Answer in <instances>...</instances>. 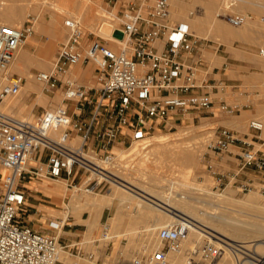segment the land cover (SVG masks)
I'll use <instances>...</instances> for the list:
<instances>
[{
	"label": "built area",
	"instance_id": "2783aa9c",
	"mask_svg": "<svg viewBox=\"0 0 264 264\" xmlns=\"http://www.w3.org/2000/svg\"><path fill=\"white\" fill-rule=\"evenodd\" d=\"M123 8L120 29L125 43L120 48L97 35L90 38L94 32L87 33L79 18L66 20L67 40L51 68L36 73L45 89L62 90V105L31 119L18 118L0 107V170L6 171L0 182V264H60L67 249L59 235L19 219L31 180L66 182L68 188L87 193L110 189L120 182L118 172L127 165L123 154L114 150L117 144L142 140L178 115L214 108L207 75L188 60L204 38L188 22H172L170 0H130ZM225 16L237 27L247 21L242 13ZM37 20L29 14L22 26L0 24V69L9 68L34 34ZM113 32L112 38L118 40ZM90 61L98 66V87H87L71 77V68ZM25 81L19 74H10L0 90V104L20 94ZM217 105L220 111L238 110L237 104L225 101ZM249 129L251 136L219 127L207 145L217 154L230 152L232 146L240 148L238 168L231 172L240 191L255 187L253 180L238 181L249 168L259 171L264 183V149L256 148L254 141L260 138L264 122L252 119ZM228 177L220 174L219 182ZM188 228L186 218L162 227L159 238L164 246L154 251L144 248L125 264H173L170 254L183 249ZM227 249L264 264V255H253L242 243L234 246L211 234L186 253L183 264H216Z\"/></svg>",
	"mask_w": 264,
	"mask_h": 264
},
{
	"label": "rangeland",
	"instance_id": "374dc122",
	"mask_svg": "<svg viewBox=\"0 0 264 264\" xmlns=\"http://www.w3.org/2000/svg\"><path fill=\"white\" fill-rule=\"evenodd\" d=\"M49 1H51V2H49ZM129 1L130 0H39V3L37 4V6H39V9L32 10L31 8H28V9L24 10L22 13V16H21L22 19L20 18V20L17 21L13 25L22 26L24 24V22L27 20L28 15L32 14V15H35L38 19L36 24H35V32L40 30L39 27H40V23L42 21V18L45 17L44 19L46 21H49L51 19V14H55L57 16L62 17V23H61V25L59 24V28L62 29V35L59 39V43L56 44V46L53 48V52L50 53L51 57H50V63L48 65V68L44 69V68L38 67L39 68L38 71H33V73H34L33 79L36 80V73L37 72L47 71L51 68L52 63L56 58V55L60 49L61 44L64 43L68 38L69 29L66 25V20L68 18H74V17L79 18L83 22V24L87 30V33L94 32L93 34H91L89 36L90 38L97 35L100 38L106 39L110 46H112V47L114 46L113 48H120L121 44L115 45L112 41L110 42L107 37H104L103 35L98 33V31L96 29L97 28V26H96L97 18L95 21H92V23L87 24L86 21L84 20V14L86 13V10H89L91 8L92 13L94 12L96 15L101 14L100 16H105V17H109V18H115L116 17V19L118 20L116 22L118 23L119 26H121V24H122L121 15H122V12L124 9L123 6H124V4H128ZM173 1L175 2V0H173ZM186 1L188 2L189 8L187 7V9H188V12L190 14H191V12H194L193 15L195 16L196 14L202 15L205 13V8H204L205 4L201 0H198V1L197 0H186ZM24 2H25L24 0H18L17 1L18 4H20V3L22 4ZM220 2H221L220 3V7H221L223 2H222V0ZM170 3H172V0H170ZM259 3H261V5H263L262 0L259 1ZM56 5H57V7H56ZM172 6H173V3L171 4V9L172 8L174 9V7H172ZM190 7H192V9ZM223 8H224V6H223ZM261 8H264V7L263 6L260 7V10L262 11ZM101 11H104V12H101ZM240 11L241 10H238V9L233 10L232 8H230L226 12L227 13H242ZM250 11H252L251 8L248 9L247 12H243L242 14L243 15H244V13L249 14ZM173 12H174V10H172V16H171V20L173 23H176L179 21L188 22V20L186 21V19H189V18H186L184 20L180 19V18L178 19V18H176V16H174ZM188 12H187V17H189V15H190ZM216 12H218L217 14H221L222 11H219V8H218L216 10ZM247 14L245 16H247ZM260 15H262V13L259 14L258 17H260ZM248 16H247V19H248ZM219 17H221V18L223 17L226 19V16L222 15V14ZM246 22L248 23L249 20ZM247 23H246V26H247ZM0 24L8 25L9 23H5V21H3V19L0 18ZM13 25H8V26H13ZM243 26L246 27L245 24ZM57 28H58V26H57ZM191 29L196 35H198L202 38H209L210 39V38L214 37L213 34H210L207 32L206 33H199L197 31H195V29L192 25H191ZM32 36H29L26 39V42H25V45L23 46V48L26 47V44L30 41ZM214 38L217 41H221L218 37H214ZM263 48H264V46H263ZM261 50H262V48H260V50L257 52V54H259L261 52ZM43 52H41V53L32 52L34 55H32V54L31 55L34 57L36 56L38 58L44 59L43 57L46 56V53H43ZM71 70H72L71 77L76 79L80 84H83L87 87H95V86L98 87L99 86L98 77H97L98 66L94 62L90 61V62H85V63L79 64V65L71 68ZM11 73H12V71H11ZM14 73L23 76L26 80L24 87L21 90V91H23V92H21V94H22L21 96L23 98V107H28V109L33 107L32 108L33 114L28 113V111H26L24 113V115H17L16 113L11 112V111H6V112L11 113L18 118H29V119H31V118H35L38 115H40L45 109L55 108V107L63 104V96L64 95H63L62 90H57L55 92L49 91V90L45 89V86L42 82L36 81L37 84L41 85L40 89L42 88L41 90L43 91L44 96L47 97V99H48L47 104H43L42 102L38 101V96H40V93L38 91H33L30 94H27L26 92H24V89L26 90V86H27L28 81H29L28 75L21 74L19 72H14ZM6 83H7V81L0 84V90L2 89V87L4 85H6ZM217 97H219V98L225 97V98H227L228 103L233 104V105L237 104L238 110L233 112V113L229 112V111H220L218 105H217V107L212 108V109H206V108L195 109L191 113L176 116L175 119L173 118L174 119L173 121L165 122V125L161 126L160 128H157L155 130L154 129L151 130V132L146 136V138L147 137L149 138V136H151L153 134H162V135H166L164 137H166V139L168 140V143H166V145L163 147L152 145L146 149V150L150 151V149L152 148L150 153H148L149 156H148V154H147V158L145 156L146 159L150 158V159H148V161L149 160L151 161V163H150V161L147 163L148 164L147 166L149 167V169H147V166H145V165L142 166V168H144L143 171L146 173H144L142 171V169L140 167H138V166H140L139 160L141 158L139 159L138 154L135 155L133 153L132 147H133V143L135 141L128 140V141H126V144H124V145L117 144V147L114 148V150L116 152H118L119 154L122 153L123 154L122 158H125L127 160V163L129 164V165L127 164L128 166L126 165L125 171L129 170L128 172H130L131 171L130 166H132V165H133L132 167L135 166V168L138 169L136 171V175L138 178L137 179L138 185H139V183H141L142 179H144L145 181H148L150 178H159L161 176L162 179H160V180L164 181L165 183H168L169 179L172 181H175L177 188L181 189L180 191L182 192L183 191L182 189H184V187L178 185L177 181H180V180L186 181L187 180V182H189L190 185L192 184L191 185V187H192L191 189L193 192L192 195L195 196L197 199L201 200V203L195 204L196 205V211L199 209V212H203V208L206 209V205H204L203 203H205L204 202L205 200L207 202L205 190H202L200 188L202 186H203V189L205 187L209 186L208 189L212 193L217 194V195H220V194L226 192L229 188H232V189L236 190V197L239 199L243 198L248 193L256 192L264 200V191L262 190V187H264V185H263L264 183L261 180L255 181V184H254L255 187L251 188V190L240 191L241 188H239V185H238V183H236V180L231 178V172H233L234 170H237L236 168L238 167V164H239V160L237 158V153H240V151H241L240 148H238L237 146H232L230 148V152L223 153V154H217V153L213 152L207 146L208 145V139L213 138L216 130H218V128L222 127V126L229 127L232 129H236L242 135H245L247 133L251 136V131L249 129L250 121L252 119L263 120L264 119V113L263 114L250 115V116L246 117L243 120L244 123L241 126H239L240 122H239V124H234V123H237L236 121L240 118V117L238 118V116H239L238 112H240L239 111L240 109L243 110L242 109V102L238 101V100L230 99V96H217ZM252 98L258 100L259 98H264V96H253ZM210 99H214V97L212 96ZM86 116H87V114H86ZM234 117H236L238 119L235 118L233 120V122L235 121L234 123H232V121H231V123L233 125L231 123L226 122L227 120L233 119ZM193 143H195L198 146V150H199L198 154L200 156V159L195 164L183 163L184 160L181 158L179 152L181 151V149L184 145L193 144ZM259 147L260 146L258 144H256V148H259ZM132 153L134 154L133 157L130 156ZM177 153L179 154V156H175ZM150 154H152V156ZM157 155H158V157H160L162 159L161 162L159 161L160 158L159 159L156 158ZM151 158H152V160H151ZM232 162H234L235 164H232ZM184 164H185V166H184ZM5 172L6 171H4V170H0V182H1V177L3 176V174ZM222 173L228 175L229 177L227 180H225L221 183V182H219V176ZM229 179H231V180H229ZM34 183L36 185L33 188H31L29 186V183L26 184V186L28 187V188H25L26 192L32 194V197H30V198L31 199L35 198V199H33L34 202L42 201L43 203L49 204L50 206H54L55 208H53V209H55L56 211L53 212L50 209H47L46 207L41 206V209L43 211L41 212V214L37 215L36 211L31 210V207L28 203L29 201H27V204L24 205L21 208V210L19 211V214H18L19 219L24 221V222H26L25 220H27V219L34 220L38 224L36 226V229L37 228L38 229H40V228L45 229L46 231H44V232H49L50 234L59 235L61 239H62V235L64 233L60 232L58 230V226H57L58 223L57 222H56V226L53 225L52 218H53V216H55V218H59L58 221L64 219L65 216H67V214H68L67 205L61 200V197H59V196H56V197L44 196L42 193L41 187L46 186V185H50L51 187H54L56 185H60V186L62 185L61 191H64V193L66 192V195L64 197V201L69 202L72 199V197L74 195H77V194L82 198H84V197L87 198L88 195L89 196H95V195L96 196H105L115 186V185H112L110 189H104L98 193H87L83 190L76 191V189L68 188L66 182H55V181L38 182V181H34ZM197 185H198V187H197ZM34 194L36 197H33ZM215 199H217V198H214L213 200H215ZM207 203L211 204V201H208ZM223 204H226V202ZM228 205L231 206L230 204H228ZM236 208L238 209V207L235 206L234 209H232V210H237ZM115 209H116V207L112 206L110 209H108L106 211L104 218L103 219L101 218V224L98 226V234L96 236H87V235H86V237L84 236L83 241L85 243L84 244L85 248H87L88 250L90 249L91 251H94L96 254L100 253V251H106L108 253H111V256L109 257V261L107 264H118V263L119 264H123V263L125 264V263H128L129 261H131L133 259V257H135L139 252L143 251L144 248L145 249L147 248L148 251H154L157 248H162L164 246L163 242L159 238V232H158L157 237H156V235H152V234H150L151 236H149V235L147 236L146 234H145L146 236L144 234H143V236H141V234H139L136 236L137 237L136 239L132 238L130 236L128 237L127 235H122V234H124V231H127V228L130 226L128 216L126 217V222L123 224V227L121 229H118V230L111 229L108 226L109 225L108 219L110 218L111 215H113ZM256 214L264 215V214L256 212L255 210H249L248 212L244 213V215L246 217H248V216L254 217V216H256ZM87 215H88V213L85 212L83 214V217H86ZM47 217H49V218H47ZM75 218L77 219V222H81L76 215L71 213L67 217V221L65 222V226H66L65 228L66 229L69 228V225H71L74 222ZM175 220H177V219L172 217L170 219V221L168 222V224L175 221ZM166 225L161 226L157 231H160V229ZM63 229H64V226H63ZM120 230H121V233H120ZM143 233H146V232H143ZM105 234H106V237L104 236ZM202 236H203V234L199 233L198 234V240L199 239L200 240L199 241H193V243H190V245L185 243L186 242V239H185V241H184L185 250H184V255L182 257V262L184 261V259L186 257V253L188 251L192 250L194 247H196V245L199 246L200 244H202V242L206 238L205 236H203V237ZM141 237H143V238H141ZM206 240H207V238H206ZM124 241H127L128 243L124 245V243H123ZM195 242H196V244H195ZM189 248H190V250H189ZM262 248L264 249V246ZM66 250L61 255V260L64 261L66 259L64 261L65 263L67 262L66 264H75L76 261L80 262V263L83 262L81 259H78V257L72 255V252H71L72 250H68V249H66ZM124 250H125V253H124ZM127 253H129V255ZM172 253L174 254L175 252H171L170 256L171 255L173 256ZM65 254H67V256ZM237 255L238 256L240 255V257H241L240 259L243 258L242 254H237ZM232 256H235V255L232 254ZM234 260H235V258H234Z\"/></svg>",
	"mask_w": 264,
	"mask_h": 264
},
{
	"label": "bare ground",
	"instance_id": "6f19581e",
	"mask_svg": "<svg viewBox=\"0 0 264 264\" xmlns=\"http://www.w3.org/2000/svg\"><path fill=\"white\" fill-rule=\"evenodd\" d=\"M17 1L18 0H1L0 1V18L3 19V21H5V23H9L8 25H13L17 21H19L24 10H26L28 8H31L32 10L39 9V6H37V4L39 3V0H24L25 2L22 4L21 3L18 4ZM184 1L182 0L181 2H183V3H181L179 0H175V2L172 0V3H173L172 7H174V9L173 8L171 9V14H172V10H174V12H173L174 16H176V18H178V19L180 18L183 20L186 18H189V17H187L188 4L185 3ZM220 1L221 0H210V1H208L209 6L208 7L206 6V7L209 9V12H208V9H207V12H208L209 16L211 15L212 16L211 18L214 19L209 24H211V26H212V28H214V30L216 29V30L220 31L219 32L220 34L222 32V33H226L227 35H236L237 32H240V34L242 33L241 35L245 36L246 35V28H247L246 23L247 22H245L246 27H244L243 25L238 26V27L233 26L231 23H228V21L224 22V20L222 23H220L219 18H221V17H219V16L221 14L222 15L227 14L226 11L230 8H232L233 10H235V9L241 10L240 12H242V13L247 12V10L250 8L256 9L257 12H259V11H261L260 7L264 6V5H261V3L259 4V2L257 1V2H255V4L257 6L254 8V6H253L254 1L252 2V0H222L223 3H222V6L220 7V3H221ZM49 2H51V1H49ZM203 3H206L205 0ZM223 6H224V8H223ZM56 7H57V5H56ZM190 8L192 9V7H190ZM218 8H219V11H222L221 14H217L218 12H216V10ZM101 12H104V11H101ZM246 14L244 13V15H246ZM100 15H98V14L96 15L94 12L92 13V10L90 8L89 10H86V13L84 14V20L86 21L87 24H90V23H92V21H95L97 18V22H96L97 28L96 29H97L98 33H100L104 37H107L109 39V41L110 42L112 41L115 45L121 44V46H122V44L125 43L124 39L116 40V39L112 38V32L114 31V29L120 27L118 25V23L116 22V21H118L116 19V17L115 18H109V17H105V16H100ZM248 15L249 14H247V16ZM51 17H53L54 19L57 20L58 25L59 24L61 25V23H62V17L61 16L51 14ZM44 18H42V21L44 20ZM208 18H207V20H208ZM200 19H197V20L200 21ZM192 20L195 21L194 18ZM186 21H187V19H186ZM201 21H202V19H201ZM247 21H248V19H247ZM189 23L191 24V21ZM203 23H204V21H203ZM248 23H247V25H248ZM193 24H194V22H193ZM198 24H201V23L199 22ZM204 24H206V23H204ZM207 24H208V21H207ZM4 25H6V24H4ZM14 26H16V25H13V27ZM201 26L197 25L196 27L199 28ZM202 28L203 27H201L200 29H202ZM59 30H61V32H62V29L59 28ZM250 39H252V38H250ZM22 48L23 47H21V49ZM262 48H263V46H262ZM21 49L16 54L15 59L12 61V63L10 64V66L7 70L0 69V84L7 81L8 76L14 72L26 74L29 77V81H28V84L26 86V90L24 89V92H26L27 94H30L33 91H38L40 93V96H38V101L42 102L43 104H47L48 99H47V97L44 96V93L41 90L42 88L40 89L41 85L36 83V81H39V80L37 78H36V80L33 79L34 73H33L32 67L37 66V67L47 69L48 65L50 63L49 55H50V52H52L51 51L52 48L47 50L46 52H43V53H46V56L43 57L44 59L38 58L36 56L35 57L32 56L27 51V49L25 50V48H23L22 50ZM263 50H264V48H263ZM255 56L258 58L256 60H260L261 62L264 61V52L261 51L259 54H255ZM248 57H250V56H248ZM11 71H12V73H11ZM21 92H23V91H21ZM21 95L22 94L20 93L16 96H10V97L5 98L1 102L0 106L2 107V109L5 112L11 111V112L16 113L17 115H24V113L26 111H28V113H30V114H33V112H32L33 107H31L29 109H28V107H23V98ZM238 118H236V119H238ZM244 119H245V117H240L236 121L237 123H234L235 121L233 122V120H232V123L239 124V122H240L239 126H241L244 123V121H243ZM164 136H166V135L153 134V135L149 136V138L147 137L148 139L144 138L142 140H136L133 143L132 150H133V153L135 155L138 154L139 159L141 158L139 160L140 166H138V167H140L142 169V171L144 169V168H142V166H144V165L147 166L148 165L147 163L150 161V160L148 161V159H150V158H148V159H146V158H147V154L150 153V151L152 150V148L150 149V151L146 150V149L152 145L162 146V147L165 146L166 143H168V140ZM198 151H199L198 146L195 143H193V144L184 145L182 147L181 151L179 152V154H180L181 158L184 160L183 163L195 164L200 159ZM133 153L130 156L133 157L134 156ZM179 154L177 153L175 156H179ZM150 155L152 156V154H150ZM145 156H146V158H145ZM148 156H149V154H148ZM156 158L159 159L160 157H158V155H157ZM151 160H152V158H151ZM161 160L162 159L160 158L159 161L161 162ZM150 163H151V161H150ZM132 166H130L131 167L130 172H128L129 170L125 171L126 169L125 170L122 169L121 171L118 172V175L121 178L120 182L115 183L114 184L115 186L107 195H105V196H96V195L95 196H89L88 195L86 198V201H84L85 197L83 200V198L77 194V195H74L68 203H66L67 208L73 209L75 213H82L85 209V206L89 207L91 210V215H90V219H89L88 223H90V226L93 227L96 222L97 223L99 222V218H100L101 212L104 209V207L113 206V204L116 203V212L108 220V224H109L108 226L114 230L121 229L123 227V224L126 222V217L128 216L130 226L127 228V231H124V234H122V235H127L128 237L130 236V237L135 238V239L137 238L136 236L139 234H141V236H143V234L144 235L146 234L147 236L148 235L151 236L150 234H152V235H156V237H157L158 232H159L157 230L163 225H166V224L170 225L172 222L169 224H168V222L170 221V219L172 217L176 218L177 220L182 219V218H186L188 220V227L189 228H188V233L185 237V239H186L185 243L188 245H190V243H193V241H199L200 240V239L198 240V234L199 233L203 234V236H205L206 238L210 237V234H211V235L217 236L219 238L221 237L224 240H227L230 244H232L234 246H238L240 243H242L246 248L253 250V252H252L253 255H257V254L264 255V249L262 248L264 246V215L256 214V216H254V217L253 216L246 217L244 215V213L248 212L249 210H255L258 213L264 214V200L258 195V193H256V192L248 193L243 198L239 199L236 197V190H234L232 188H229L226 192H224L220 195H217V194L212 193L208 189L209 186L205 187L204 189L202 186L200 188L202 190H205L207 202L211 201V204L207 203L205 200L204 201L205 203H203V204L206 205V209L203 208V212H199V209L196 211V205L195 204L201 203V200L197 199L195 196L192 195L193 194L192 189H191L192 184L190 185V183L187 182V180L186 181H184V180L183 181H181V180L177 181L178 185L184 187V189H182L183 190L182 192L180 191L181 189L177 188L175 181H172L169 179V182L165 183L164 181L160 180V179H162L161 176L159 178H150L148 181H145L144 179H142L141 183H139V185H138L137 184L138 178L136 175V171L138 169H136L135 166L134 167H132ZM184 166H185V164H184ZM147 169H149L148 166H147ZM144 173H146V172H144ZM197 187H198V185H197ZM61 190H62V185L61 186L56 185L54 187H51L50 185L46 186V192L49 195H53V196L62 195L64 197L66 195V192L64 193V191H61ZM59 197H61V196H59ZM214 198H217V199L213 200ZM61 200H63V199H61ZM225 202H226V204H223ZM228 204H230L231 206H229ZM235 206H237L238 209L236 208L237 210H232V209H234ZM70 213H73V212H70ZM66 217L63 219V222H65ZM143 232H146V233H143ZM120 233H121V230H120ZM141 238H143V237H141ZM203 242H205V240ZM195 244H196V242H195ZM197 247H199V246L196 245V247H194L192 250L196 249ZM184 250H185V246L183 245V249L181 251H179L177 253L175 252L174 254L172 253L173 256L171 255V260L174 264H183V262L185 261V259H184V261L182 262ZM189 250H190V248H189ZM124 253H125V250H124ZM127 254L129 255V253H127ZM232 254H234L235 256H232ZM65 255L67 256V254H65ZM234 258H235V260H234ZM240 258H241L240 255L238 256L237 254L232 252L231 249H227L224 252V254L222 255V257L219 258V260L217 261L216 264H255L254 260L250 259L249 257H245L246 259H243V258L240 259Z\"/></svg>",
	"mask_w": 264,
	"mask_h": 264
},
{
	"label": "crops",
	"instance_id": "0c3cea01",
	"mask_svg": "<svg viewBox=\"0 0 264 264\" xmlns=\"http://www.w3.org/2000/svg\"><path fill=\"white\" fill-rule=\"evenodd\" d=\"M179 1L181 2L182 0ZM208 1L210 0H205L206 3H204L205 4L204 14L202 15L196 14L195 17L193 13L192 15H189V19L187 20L188 23L191 21V24L189 23V25L190 27L192 25L195 31L199 33L210 32V34H213L214 37L217 36L221 41L215 40L214 37L210 39L204 38V41L202 42L201 46L195 51V53L192 56L188 57V60L197 63L202 73L207 75L209 83L212 85V88H210L209 91H210V96L214 97L213 99L214 108L217 107V104H219L220 102H224V101L228 102L227 98L225 97L219 98L217 96H230V99H234L242 102L243 110L241 109L239 110L240 112H238L239 115L238 117L246 118L250 115L263 114L264 98H259L258 100H256L253 99L252 97L264 96V63H263L264 61L261 62L260 60H256L258 58L255 56V54H257L260 48H262L261 46H264V14H263L264 8H261L262 9L261 12L260 11L257 12L256 9H252V11H250L251 13L249 12V16H252V18H250V20L248 19L250 22L248 23L246 28V35H245L246 37L244 35H241L242 33L240 34V32H237L238 35L237 34L227 35L226 33H222V32L220 34L219 33L220 31L216 29L214 30L211 24H209L214 19L211 18L212 16L211 15L209 16L208 14L209 12V9L207 8L209 6ZM257 1L259 2L261 0H252V2L254 3L253 5L254 8L257 6L255 4V2ZM184 2L188 4L186 0ZM202 2H204V0ZM262 4L264 5V0H262ZM261 13L262 15L258 17L259 14ZM193 18L195 19V21L192 20ZM196 18L197 19L201 18L202 21L201 19L199 21ZM219 19H220L219 20L220 23H222L223 20L224 22L227 21L223 17ZM203 21L206 24H204ZM199 22L201 24H198ZM197 25L200 26L202 25L201 27H203L202 28L203 30L200 29L201 27L199 28L196 27ZM39 29H40L39 31L34 32L32 38L26 44L25 47V50L27 49V51L32 55H34L32 52L35 53L36 52L41 53L43 51L46 52L51 48H52L51 51L53 52V48L56 46V44L59 43V39L62 35L61 30H59V25L57 23V20L52 17L49 21H46L45 19L41 21ZM50 57L51 56L49 55V58ZM38 69L39 68L37 66L32 67L33 71H38ZM235 118L236 117H234L233 119H229L226 122L231 123V121L234 120ZM252 133L255 132L253 131ZM259 137H260L259 139L254 138L255 144L262 146V148L264 149V130L260 133ZM232 164L235 163L232 162ZM238 178H239L238 181H243L248 179L257 181V180H262V175L259 171L249 168L247 170H244ZM34 181L35 180H31L29 182V186L31 188H33L36 185ZM46 186L41 187L43 195L47 197H56L53 195H49L46 192ZM27 196L31 210L36 211L37 215L41 214V212L43 211L41 209V206H44L53 212L56 211L55 209H53L55 208L54 206H50L49 204L43 203L42 201L34 202L33 199L35 198L33 199L30 198L32 197L31 193H27ZM59 196H61V199H63L62 201L65 204L68 203L64 201L65 196L64 197L62 195ZM33 197H36L35 194L33 195ZM84 201H86V198ZM113 206L116 207V203H114ZM109 207L112 206L104 207V209L101 212L99 222L98 223L96 222L93 227L90 226V223H88L91 215V210L87 206H85V209L82 213H75L73 209L67 208L68 209L67 217L71 214L70 212H73L72 214L79 217V220L81 221V222H77V219L75 218L74 222L71 225H69V228L67 229L65 228L66 226L64 224L67 221L66 216H65L66 217L65 222H63V219L58 221L59 218H55V216H53L52 218L53 225L56 226V222H57L58 230L64 233L62 235V239L60 238L61 242L67 245L68 250H72L71 252L73 256H76L78 257V259H81L83 261L81 263L76 261L75 264H107L108 263L111 253H108L106 251H100V253L96 254L94 251H91L90 249L88 250L84 246L85 243L83 241V238L84 236L86 237V235L96 236L98 234V226L101 224V218L102 219L104 218L106 211L110 209ZM85 212L88 213L89 216L87 215L86 217H83V214ZM115 212L116 209L113 215L115 214ZM113 215H111L110 218ZM25 221L35 228L38 225L34 220L31 219H27ZM63 225H64V229H63ZM39 230L46 231L45 229H41V228ZM123 243L125 245L128 242L124 241ZM60 264H66V263L61 260Z\"/></svg>",
	"mask_w": 264,
	"mask_h": 264
},
{
	"label": "water",
	"instance_id": "95a60500",
	"mask_svg": "<svg viewBox=\"0 0 264 264\" xmlns=\"http://www.w3.org/2000/svg\"><path fill=\"white\" fill-rule=\"evenodd\" d=\"M113 36L118 38V39H124L125 33L122 29L116 28L113 32Z\"/></svg>",
	"mask_w": 264,
	"mask_h": 264
}]
</instances>
